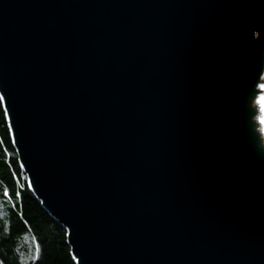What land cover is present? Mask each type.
Instances as JSON below:
<instances>
[{
  "label": "water",
  "instance_id": "95a60500",
  "mask_svg": "<svg viewBox=\"0 0 264 264\" xmlns=\"http://www.w3.org/2000/svg\"><path fill=\"white\" fill-rule=\"evenodd\" d=\"M0 99L76 264H264V0H0Z\"/></svg>",
  "mask_w": 264,
  "mask_h": 264
},
{
  "label": "trees",
  "instance_id": "16d2710c",
  "mask_svg": "<svg viewBox=\"0 0 264 264\" xmlns=\"http://www.w3.org/2000/svg\"><path fill=\"white\" fill-rule=\"evenodd\" d=\"M0 264H76L66 227L29 188L1 99Z\"/></svg>",
  "mask_w": 264,
  "mask_h": 264
}]
</instances>
